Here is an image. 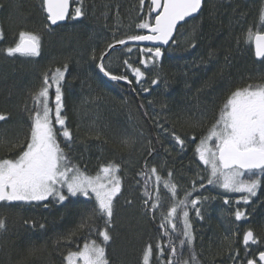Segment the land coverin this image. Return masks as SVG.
<instances>
[{
    "label": "trees",
    "instance_id": "1",
    "mask_svg": "<svg viewBox=\"0 0 264 264\" xmlns=\"http://www.w3.org/2000/svg\"><path fill=\"white\" fill-rule=\"evenodd\" d=\"M77 7L83 16L75 17ZM150 7V0L143 5L141 0H72L68 21L52 28L43 0H0L4 33L0 39V114L7 117L0 121V158H14L26 141L31 94L41 87L43 74L67 64L61 115L72 138L68 142L58 131L60 148L87 175H95L110 161L120 165L121 191L113 199L112 239L106 246L109 264H142L148 243L153 245L150 264H161L155 247L158 241L165 244L163 259L167 260L166 238L158 227L160 213H155L154 220L153 213L145 210L144 178L139 173L146 171V163L162 177L171 170L178 198H183L185 190L191 191L195 181L198 191L192 198H201L198 207L203 219L194 208L188 211L195 235L192 248L200 264H234L232 250L239 252L235 264H246L264 251V182L246 205L241 199L245 193L207 184L208 172L195 148L232 90L264 83V60L258 61L254 46L243 42L249 27L264 31L259 24L264 0H205L200 15L179 28L162 59L141 51L152 48H120L115 43L146 33L137 25L148 18ZM21 31L40 35L39 56L5 54L4 49L15 45ZM110 44L114 49H109ZM101 54L105 70L127 75L131 85L106 77L98 67ZM125 60L145 73L139 83ZM150 60L157 62L141 63ZM157 76L166 79L167 85H153ZM54 97L51 88L52 108ZM53 125L59 129L54 119ZM173 131L185 140L183 148L171 136ZM244 178L255 177L246 174ZM149 191L155 195L151 183ZM160 195L166 211L171 201L162 185ZM94 206L92 199L79 195L63 203L52 197L44 202H0V220L4 221L0 264H67L68 253L78 251L86 240L100 242L97 235L78 227ZM237 209L246 217L236 220ZM249 229L258 243L249 244L246 255L242 240ZM183 255L189 258L187 247Z\"/></svg>",
    "mask_w": 264,
    "mask_h": 264
},
{
    "label": "snow or ice",
    "instance_id": "2",
    "mask_svg": "<svg viewBox=\"0 0 264 264\" xmlns=\"http://www.w3.org/2000/svg\"><path fill=\"white\" fill-rule=\"evenodd\" d=\"M144 0H141L143 5ZM203 0H150V11L137 25L139 29H148L151 34L130 36L131 41H162L168 44L173 36L178 22L186 17H192L201 9ZM69 0H43V9L46 19L51 25L63 21L68 16ZM152 12L156 14L152 17ZM75 17L84 15L80 7L74 10ZM259 24L264 27V7L260 9ZM3 29L0 28V39L3 38ZM241 41L238 39L239 45ZM244 43L254 45L255 56L264 58V31L247 30ZM116 44L124 45L125 40H118ZM41 37L34 32L21 31L19 39L14 46L7 47L4 52L8 56L20 54L22 56H39ZM114 49L115 45H108ZM131 51V49H129ZM150 53L155 58L162 56L161 49H141ZM104 54H101V63L98 65L104 74L113 81H127V75H113L105 70ZM156 60L141 61L142 65L155 64ZM124 64L134 74L139 83L145 73L140 67H133L127 60ZM68 70L67 64L63 69L56 68L54 72L44 73L42 85L38 91L31 94L32 107L29 109L30 130L26 141L21 144L20 151L14 158H0V202H44L52 197L56 203H63L69 196H82L93 200L95 206L81 219L78 226L86 229L89 235L95 234L97 240H86L82 248L76 252H69L67 264H109L106 255L107 243L112 239L110 230L113 219V199L121 191V181L117 173L120 165L114 161L101 165L95 175H87L78 166L71 164L63 149L57 142V132L66 141L70 142L72 132L66 125V117L61 115L62 81ZM163 83L157 76L152 80L153 85ZM54 88L55 106H49V90ZM143 91L148 92L145 88ZM166 107V106H165ZM4 114H0V121L6 120ZM59 126L56 129L53 125ZM159 126V125H158ZM162 127V126H159ZM174 141L181 147L185 140L181 139L174 131L171 133ZM193 141L195 137H192ZM127 143V141H124ZM199 160L206 166L207 184L217 185L229 192L245 193L241 199L247 205L249 200L256 197L258 190L264 182V83H249L243 87H236L224 100L217 118L201 136L195 148ZM146 171L139 173L144 178V205L145 210L153 213L152 218L159 212V229L161 235L166 238L168 249L167 260L165 244L158 241L156 249L161 264H200L192 248L195 235L189 219V207L195 209V214L200 219L201 198H192L198 191L195 181L192 182V190H185L183 198L177 196V185L173 181V173L168 170L167 176L162 177L157 168L147 167ZM255 177L245 179V175ZM203 177H200L199 187L203 189ZM151 183L155 195L149 191ZM163 186L169 194L171 203L164 210V204L160 195V186ZM67 192L68 195H65ZM205 200L207 197L204 198ZM151 201V203H150ZM228 201L225 200V203ZM239 203V202H237ZM47 206V205H45ZM246 217V213L237 209L236 220ZM102 221V225L97 221ZM43 227V225H41ZM4 228V221L0 220V229ZM243 245L246 249L251 243H258V237L254 236L251 229L243 234ZM79 247V246H78ZM189 249V258H184V249ZM153 254V245L148 243L142 255V264H150ZM232 258L235 261L239 257L238 250H232ZM261 264H264V251L258 256ZM246 264H257L256 259H247Z\"/></svg>",
    "mask_w": 264,
    "mask_h": 264
},
{
    "label": "water",
    "instance_id": "3",
    "mask_svg": "<svg viewBox=\"0 0 264 264\" xmlns=\"http://www.w3.org/2000/svg\"><path fill=\"white\" fill-rule=\"evenodd\" d=\"M204 2H205V0H203V3H202V6H201V9L198 11V13L193 14L192 17H186L184 21H180V22H178V24H177V26H176V29H175L174 32H173V36L169 39L168 44H164L162 41H131V40L128 39V40H125V41H126V44H124V45L116 44V46H117V47H120V48H124V47H128V46H136V47H149V48H153V49H155L156 47H159V48L161 49L162 56L159 57L158 59H162V58H163V50H164V49H167L168 47H170V45L173 43V41H174V39H175V37H176V35H177V32H178L179 28H180L183 24H185L188 20L194 19V18H196V17H198V16L200 15V13H201V11H202V8H203V5H204ZM71 3H72V0H69L68 16L65 18V20H63V21H58L56 25H51L50 22L48 21L49 24H50V26H51L52 28H56V27H58V26H60V25H63V24H65V23L68 21V18H69L70 12H71ZM155 14H156L155 12H152V15H153V16H154ZM147 34H151L150 31H149L148 29L146 30V33L143 34V35H147ZM253 46H254V45H253ZM254 53H255V51H254ZM19 55H20V54H19ZM255 57H256V56H255ZM256 59H257L258 61H262V60H264V58H257V57H256ZM106 77L110 79V77H108V76H106ZM250 244H251V243H250ZM258 256H259V254L257 255V258H256V260H257V264H261V262H260L259 259H258Z\"/></svg>",
    "mask_w": 264,
    "mask_h": 264
},
{
    "label": "rangeland",
    "instance_id": "4",
    "mask_svg": "<svg viewBox=\"0 0 264 264\" xmlns=\"http://www.w3.org/2000/svg\"><path fill=\"white\" fill-rule=\"evenodd\" d=\"M54 99H55V97H54ZM53 109H54V106H53ZM224 190H225V189H224ZM65 195H68V194H67V192H65ZM78 264H80V262H79V261H78Z\"/></svg>",
    "mask_w": 264,
    "mask_h": 264
},
{
    "label": "flooded vegetation",
    "instance_id": "5",
    "mask_svg": "<svg viewBox=\"0 0 264 264\" xmlns=\"http://www.w3.org/2000/svg\"><path fill=\"white\" fill-rule=\"evenodd\" d=\"M154 50V49H153Z\"/></svg>",
    "mask_w": 264,
    "mask_h": 264
}]
</instances>
